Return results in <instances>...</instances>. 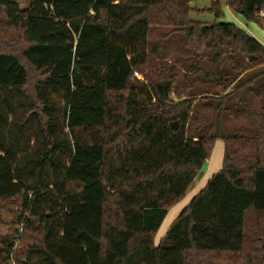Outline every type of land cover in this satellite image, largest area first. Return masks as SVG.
<instances>
[{
	"label": "trees",
	"instance_id": "obj_1",
	"mask_svg": "<svg viewBox=\"0 0 264 264\" xmlns=\"http://www.w3.org/2000/svg\"><path fill=\"white\" fill-rule=\"evenodd\" d=\"M20 1L0 0V264L17 243L25 264H264V46L219 0L211 24L191 0ZM225 1L264 28V0Z\"/></svg>",
	"mask_w": 264,
	"mask_h": 264
},
{
	"label": "rangeland",
	"instance_id": "obj_2",
	"mask_svg": "<svg viewBox=\"0 0 264 264\" xmlns=\"http://www.w3.org/2000/svg\"><path fill=\"white\" fill-rule=\"evenodd\" d=\"M28 0H22L20 1V5L25 7L28 5ZM221 7H222V11L224 14V19L222 21H220L221 23H228V24H233L236 27H238L239 29L244 30L245 32H247L250 36H252L253 38H255L256 40L262 42V44H264V28H261L260 26H258V24L255 23H246L245 20L242 18V16L236 14L235 12H233L232 10H230L227 5H226V1L225 0H219ZM191 6L193 8H196L198 10H206L205 12H202L200 14H193L192 18L194 20L197 21H201V22H205V23H213L215 21L214 19V15L210 12H207V9H209L211 7V2L210 0H191ZM137 77H140L139 75H136ZM22 105V102H19L17 100H15V106L17 109L16 115L11 116L10 118V122L14 121L16 122L20 116L21 113L24 111V108ZM179 127V125H178ZM35 127L32 126L31 128H29L28 130V135L33 137L34 140L31 143V147L29 148V152L33 153L36 148H37V140L35 137ZM12 130L11 125L7 126L5 128V131L7 132V134H9V131ZM216 150H214V157H218L219 155V150L217 148H215ZM207 175V174H206ZM205 175V176H206ZM202 174H199V177L197 178L195 185L197 184V182L199 180H202L205 178V176H202ZM207 177V176H206ZM208 178V177H207ZM194 187L189 191V193L187 194L186 198L181 201L178 205H176L173 209H171L167 215V218L165 219L158 235L157 238L159 236H162L164 234V232L167 230V228L170 226V224H172L174 222V220L179 216V214L182 212V210L184 209V206L186 205V203L194 197ZM252 220H250V225H248V232H251V225ZM22 231V229H21ZM18 245V250L16 252V257L17 259L20 261L22 259L19 258V253L23 250V247H21L18 243L16 244ZM158 245V243H157Z\"/></svg>",
	"mask_w": 264,
	"mask_h": 264
},
{
	"label": "crops",
	"instance_id": "obj_3",
	"mask_svg": "<svg viewBox=\"0 0 264 264\" xmlns=\"http://www.w3.org/2000/svg\"><path fill=\"white\" fill-rule=\"evenodd\" d=\"M237 14V13H236ZM243 18V17H242ZM244 19V18H243ZM245 20V19H244ZM245 22L246 23H248L246 20H245ZM259 26V25H258ZM262 28V27H261ZM260 42V41H259ZM261 44H262V42H260ZM263 46H264V44H262ZM215 148H217L218 150H219V155H218V157L216 158V157H214V151H213V154H212V156H211V159L209 160V161H207V163L205 164V166L203 167V169H202V171H201V174H202V176H205L206 174V176L208 177H206L205 176V178L204 179H202V180H199L198 182H197V184L195 185H193L192 187H191V189L194 187V190H195V193H194V197L196 196V195H198L205 187H206V185H207V183L209 182V180L215 175V174H217L221 169H222V164H223V157H224V143L222 142V141H218L217 143H216V145H215ZM214 148V150H216ZM201 176V177H202ZM190 189V190H191ZM189 190V191H190ZM189 193V192H188ZM187 193V194H188ZM193 197V198H194ZM192 198V199H193ZM191 199V200H192ZM191 200H190V202H191ZM189 201L186 203V205L184 206V208L186 207V206H188V204L190 203ZM183 211V210H182ZM180 215V214H179ZM179 217V216H178ZM177 217V218H178ZM176 218V219H177ZM175 219V220H176ZM174 220V221H175ZM174 223V222H173ZM172 223V224H173ZM172 224H170V226L167 228V230L164 232V234L162 235V236H159L158 238H157V236H156V239H155V242H156V244L158 243L159 244V242H160V240L166 235V233L168 232V230H169V228L171 227V225ZM160 231V230H159ZM159 233V232H158ZM158 235V234H157Z\"/></svg>",
	"mask_w": 264,
	"mask_h": 264
},
{
	"label": "built area",
	"instance_id": "obj_4",
	"mask_svg": "<svg viewBox=\"0 0 264 264\" xmlns=\"http://www.w3.org/2000/svg\"><path fill=\"white\" fill-rule=\"evenodd\" d=\"M261 16L264 17V11L261 12ZM17 250H18V245H16V248L10 257V264H25L24 259H22L20 261L17 259V257H16Z\"/></svg>",
	"mask_w": 264,
	"mask_h": 264
},
{
	"label": "water",
	"instance_id": "obj_5",
	"mask_svg": "<svg viewBox=\"0 0 264 264\" xmlns=\"http://www.w3.org/2000/svg\"><path fill=\"white\" fill-rule=\"evenodd\" d=\"M173 128H174L175 130H177V129H178V124H177V123H174V124H173Z\"/></svg>",
	"mask_w": 264,
	"mask_h": 264
}]
</instances>
